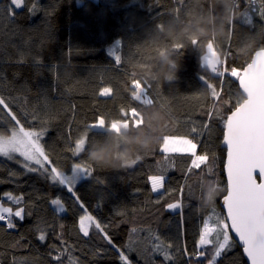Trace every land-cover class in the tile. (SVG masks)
<instances>
[{
  "label": "trees",
  "instance_id": "16d2710c",
  "mask_svg": "<svg viewBox=\"0 0 264 264\" xmlns=\"http://www.w3.org/2000/svg\"><path fill=\"white\" fill-rule=\"evenodd\" d=\"M260 2L24 0L16 9L10 0H0V98L8 106L0 105V134L17 127L40 131L49 165L65 172L77 163L93 169L69 193L38 165L19 155L0 156V203L13 211L25 208L23 220L13 218L14 229L0 222V264H124L121 252L130 264H145L148 254L153 264H209L215 244L200 246V233L206 218L224 220V122L244 99L230 71H241L264 48V21L254 11ZM210 43L219 56L215 71L202 63ZM112 50L121 55L119 66ZM134 79L152 102L133 100ZM104 87L112 90L108 97L100 95ZM133 107L143 118L139 126L123 119L122 110L130 113ZM98 116L106 123L122 121L121 129L93 128L89 140L99 139L74 157L75 140ZM164 135L192 139L208 162L189 171V154L166 157L160 147ZM137 138L157 141L137 154L135 164L99 167L87 158L89 151L106 147L117 154L125 148L139 151ZM154 175L165 177L164 187L155 192ZM6 193L22 196L21 205ZM53 198L62 201L64 212L52 206ZM176 202L180 208L167 209ZM86 214L93 217L87 237L80 231ZM41 232L44 242L37 239ZM230 238L231 247L213 264H247ZM209 239L215 241L216 234ZM155 244L172 259L151 253ZM200 251L203 257L196 255Z\"/></svg>",
  "mask_w": 264,
  "mask_h": 264
},
{
  "label": "snow or ice",
  "instance_id": "6c2138e0",
  "mask_svg": "<svg viewBox=\"0 0 264 264\" xmlns=\"http://www.w3.org/2000/svg\"><path fill=\"white\" fill-rule=\"evenodd\" d=\"M247 2L248 0H245V3ZM10 3L17 9L23 5L24 0H10ZM254 11L258 12L259 18L264 21V0H261L259 8L254 9ZM29 12L33 13L32 9ZM245 18L248 24H252L251 17L246 16ZM110 54L114 58V64L119 66L122 63L121 55L117 54L114 50ZM260 55V53L256 54L257 63ZM205 59L208 58L206 57ZM209 64L213 71H215L214 62L209 61ZM220 75H224V73ZM230 76L239 81L242 91L245 85L255 87L259 83L258 75L252 76L244 73L243 70L230 71ZM137 84L138 81L134 79L132 82L134 89L132 92L133 100L142 101L143 104L152 102L151 99L146 98V87L141 86L137 88ZM111 91L110 88L104 87L100 90V95L108 97ZM212 95L215 97L217 92L213 90ZM142 97L144 98L143 100ZM238 104L239 101L236 105ZM0 105H3L5 108L8 107L3 98H0ZM122 115L123 119L130 122L133 126H139L143 122L140 112L135 107L131 108L130 113L122 110ZM12 119L15 120V116H12ZM16 123L19 124V121L16 120ZM112 124H114V121L111 120L110 123H106L103 116H98L94 123L86 126L87 131L75 140V146L71 150L72 155L74 157L80 156L85 153L89 143L99 139L96 136H91V140H89V134L93 128H105ZM195 131L193 129V132ZM42 134V132L26 131L23 127H20L18 131L14 130L10 135H0V155L9 157L11 153H18L25 161L34 162L45 173H48L49 170L45 168V164H51V161L40 144L39 137ZM223 141L227 147V160L225 164L227 195L224 196L223 202L227 210L225 220L230 221V223H226L225 220H221L218 217L213 227H209V224L205 222L203 230L200 233L199 245L215 244V255L212 260H209V264H213L215 258L220 257L223 251L231 247V238L228 231L230 228L242 243L243 251L249 259L250 264H264V112H253L235 108L224 122ZM160 147L166 157L169 153L189 154L191 159L189 171L199 169L201 165H205L209 160L207 154H197L198 145L196 142L183 136L164 135L161 138ZM139 159L140 157L137 156L130 164H135ZM24 166L28 168L27 164ZM28 170L32 172L38 171L37 168H28ZM72 173L91 177L93 169L91 165L77 163L73 166ZM257 175L260 177V182H257ZM50 177L52 181L65 186L69 193H73L75 181L72 176L65 175L56 167H51ZM164 179V175L150 177L153 192L164 187ZM189 194H192L191 189H189ZM5 195L15 205H21L23 201L22 196H12L10 193H6ZM76 199L78 200V197ZM52 204H60V201L58 199L53 200ZM178 208H180L179 202L167 205V209L169 210ZM14 217L18 220H23L25 218V208L17 207L13 211L12 207H4L3 204H0V222L6 221L8 229L16 227V224L13 222ZM85 221L91 223L93 217L85 215L80 218V231L87 237L89 231ZM95 227L102 232L104 231L99 223H96ZM132 232L135 233L137 230L133 229ZM213 233L217 237L215 241L209 239ZM104 238L108 243H112L111 238L106 233ZM37 239L44 242L46 236L41 232ZM149 239L152 238L149 237ZM155 239L158 240L159 237H155ZM169 247L171 246L169 245ZM129 250L132 249L130 248ZM147 251L145 248L141 252V255L145 256ZM151 253H163L165 261L172 259L171 255L160 244L153 245ZM196 255L203 257L205 253L200 251ZM55 259L59 261L60 256L55 257ZM120 259L124 261V264H130L128 256L123 252L120 253ZM145 264H153L152 255H146Z\"/></svg>",
  "mask_w": 264,
  "mask_h": 264
},
{
  "label": "water",
  "instance_id": "95a60500",
  "mask_svg": "<svg viewBox=\"0 0 264 264\" xmlns=\"http://www.w3.org/2000/svg\"><path fill=\"white\" fill-rule=\"evenodd\" d=\"M257 53L261 54L259 56L258 63L256 61V54ZM242 70H243L244 73H247V74L252 75V76L258 75L259 76V83L255 87H249V86L245 85L244 88H243V91H242L240 83L238 81L239 88H240V91H241L244 99L235 108L249 110V111H253V112H256V111L264 112V48L256 50L254 52L250 62L248 64H246L244 66V68H242ZM231 112L228 114V116L231 114ZM221 146L226 151L224 165H223V170H224V175H225V179H226V193H225V195H227V173H226V170H225V164H226V160H227V147H226V145H225V143L223 141V138H222V141H221ZM256 178H257V182H260V177L258 175H257ZM224 196L222 197V199L220 201V206H221V208L223 210L224 217H226L227 210H226V207L224 206V202H223ZM225 221H226V223H230V221H227V220H225ZM228 230H229V234L232 236V238L242 248V252H243V255L245 257L246 263L250 264L249 259L247 258L246 254L243 251V246H242V243L239 241L238 236H236V234L230 228Z\"/></svg>",
  "mask_w": 264,
  "mask_h": 264
},
{
  "label": "clouds",
  "instance_id": "9594fccd",
  "mask_svg": "<svg viewBox=\"0 0 264 264\" xmlns=\"http://www.w3.org/2000/svg\"><path fill=\"white\" fill-rule=\"evenodd\" d=\"M157 141V138L145 140L137 138L136 144L139 145V151L135 148H125L117 154L112 148L94 149L87 153V158L99 167L122 168L128 166L131 161L135 160L137 154L141 151L149 150ZM215 197V192L205 197L204 204H211Z\"/></svg>",
  "mask_w": 264,
  "mask_h": 264
},
{
  "label": "rangeland",
  "instance_id": "374dc122",
  "mask_svg": "<svg viewBox=\"0 0 264 264\" xmlns=\"http://www.w3.org/2000/svg\"><path fill=\"white\" fill-rule=\"evenodd\" d=\"M18 8H20V7H18ZM208 58V59H205V58ZM209 61H212V62H214V64L215 63H218L219 62V56H218V54L215 52V49H214V46L210 43L209 45H208V47H207V51H206V53L203 55V57H202V63L204 64V65H208V66H210V64H209ZM142 85H140V84H137V88H139V87H141ZM142 87H144V86H142ZM146 98H148V96L146 97ZM144 98L142 97V100H143ZM149 99V98H148ZM121 124H123V122L122 121H114V124H112L111 126H108V127H105V128H108V129H115V130H118V129H121ZM19 128L20 127H17V128H13L12 129V131H14V130H16V131H18L19 130ZM96 128H98V129H105V128H102V127H96ZM25 129V128H24ZM26 131H33V132H40V131H35V130H31V129H25ZM12 131H11V133H12ZM10 133V134H11ZM9 134V135H10ZM1 135V134H0ZM41 137H42V135L39 137V140H40V144H41V146H42V143H41ZM43 147V146H42ZM14 155H19L18 153H11L10 154V156L9 157H5V156H3V155H0L1 157H4V158H11L12 156H14ZM20 156V155H19ZM24 159V158H23ZM28 162V164H35L34 162H31V161H26V163ZM36 165V164H35ZM51 167H53V166H51V165H49L48 163H46L45 164V168H47L48 170H49V172H48V175H49V177H50V169H51ZM59 171H61L62 173H64L65 175H69V176H72V178L74 179V181H75V184H74V188H75V186L80 182V181H82L83 179H85V178H87L88 176H85V175H83V174H73L72 173V170H71V172H65V171H62V170H60V169H58ZM50 179H51V177H50ZM52 181V180H51ZM54 182V181H53ZM55 183H58V182H55ZM59 184V183H58ZM60 185V184H59ZM62 186V185H61ZM65 187V186H64ZM74 190V189H73ZM56 199H58L59 201H60V204H56V205H54V204H52V201L53 200H56ZM52 201H51V204H52V206L54 207V208H56L58 211H60V212H64L65 211V207H64V204L62 203V201L59 199V198H53L52 199ZM1 204V203H0ZM6 207V206H5ZM86 215H88V214H86ZM85 216V215H84ZM89 216V215H88ZM224 220H225V217H224ZM205 222H207L208 224H209V227H213V225L214 224H216V222H212V217L209 219V218H206L205 219V221H204V223ZM226 222V221H225ZM85 223L87 224V221H85Z\"/></svg>",
  "mask_w": 264,
  "mask_h": 264
},
{
  "label": "crops",
  "instance_id": "0c3cea01",
  "mask_svg": "<svg viewBox=\"0 0 264 264\" xmlns=\"http://www.w3.org/2000/svg\"><path fill=\"white\" fill-rule=\"evenodd\" d=\"M165 1H167L168 3H171L172 2V0H165Z\"/></svg>",
  "mask_w": 264,
  "mask_h": 264
},
{
  "label": "built area",
  "instance_id": "2783aa9c",
  "mask_svg": "<svg viewBox=\"0 0 264 264\" xmlns=\"http://www.w3.org/2000/svg\"><path fill=\"white\" fill-rule=\"evenodd\" d=\"M216 69V68H215Z\"/></svg>",
  "mask_w": 264,
  "mask_h": 264
}]
</instances>
